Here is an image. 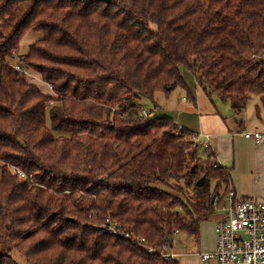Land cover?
Here are the masks:
<instances>
[{
    "label": "trees",
    "instance_id": "trees-1",
    "mask_svg": "<svg viewBox=\"0 0 264 264\" xmlns=\"http://www.w3.org/2000/svg\"><path fill=\"white\" fill-rule=\"evenodd\" d=\"M28 34L19 64L52 94L10 66ZM263 56L264 0H0V264H177L162 246L175 230L198 238L230 177L137 100L190 95L185 67L223 101L258 93L264 107ZM180 180L185 200L165 189Z\"/></svg>",
    "mask_w": 264,
    "mask_h": 264
},
{
    "label": "crops",
    "instance_id": "crops-1",
    "mask_svg": "<svg viewBox=\"0 0 264 264\" xmlns=\"http://www.w3.org/2000/svg\"><path fill=\"white\" fill-rule=\"evenodd\" d=\"M38 37L39 36L37 34L25 35L20 43L21 49L18 50L19 52H15L13 59L18 60V55L20 56L25 54L28 50V46ZM192 76L194 79H191V82H186L183 78L190 91L193 80L194 83L196 82V78L193 74ZM36 77L38 81H31L32 83L34 82L37 85L41 84L48 86L42 82L41 79L39 81V77L37 75ZM184 92L187 95V99L192 101L191 97H193L194 102H192L195 103L196 99L193 96V93L191 92L189 95L187 91ZM223 102L226 104V107H224L222 112L223 114L217 110L216 115L211 114L212 117L210 118L202 116V114L197 115L196 113L186 112L178 114L175 113V116L173 115V117H168L175 120L174 124L178 127H182L194 134H199L209 138L210 147L214 153V161L223 170L228 171L230 177L229 185L238 197L264 203V112L257 105L255 117H249L246 112L245 103L234 106L231 99H227ZM158 117H163V114ZM245 131H259L263 134V137L259 141L247 139L243 135ZM205 222H202L200 226ZM180 233L181 232L175 236L173 242L178 241ZM213 234L214 225L212 237H214ZM199 235L200 232L198 234V238ZM208 248L209 250H205L203 252L212 251L214 249V239ZM171 250L178 255L176 259L177 264H213L214 261H203L200 256L201 253L195 255L191 254L193 256H197L196 261H194L190 258V255L173 250L172 245Z\"/></svg>",
    "mask_w": 264,
    "mask_h": 264
},
{
    "label": "built area",
    "instance_id": "built-area-1",
    "mask_svg": "<svg viewBox=\"0 0 264 264\" xmlns=\"http://www.w3.org/2000/svg\"><path fill=\"white\" fill-rule=\"evenodd\" d=\"M10 66L15 71L26 75L28 80L36 79L29 69L19 63L11 62ZM29 76L33 79H30ZM148 113L145 109L138 112L141 117H148L146 116ZM243 135L247 139L256 141L263 137L259 131H245ZM192 139L196 140L200 147L211 148L209 138L206 136L194 134ZM15 172L22 178L32 180L31 174L27 175L20 169H15ZM213 202L214 249L201 253V259L203 261L214 260L216 264H264V203L238 197L233 189L223 197L216 196ZM88 226L92 227V224ZM97 227L99 226L97 225ZM101 228L113 237L130 239L129 234L110 218L105 220ZM178 232L175 230V236ZM137 243L148 254H154V248L145 245L143 238L137 239ZM169 246L170 244L161 253V256L165 261H176L178 255L168 251Z\"/></svg>",
    "mask_w": 264,
    "mask_h": 264
},
{
    "label": "rangeland",
    "instance_id": "rangeland-1",
    "mask_svg": "<svg viewBox=\"0 0 264 264\" xmlns=\"http://www.w3.org/2000/svg\"><path fill=\"white\" fill-rule=\"evenodd\" d=\"M19 60L20 59L18 57V60L12 59V62L13 63H15V62L19 63ZM180 72H181V75L185 79L186 82H191L192 81L191 79H194L192 74L185 67L180 68ZM30 73H32V71H30ZM32 74L35 76V78H37L36 74L34 72ZM29 78L33 79L30 76H29ZM40 79L41 78L39 77V81H40ZM36 80L37 79H35V81ZM39 86L42 89L47 88L48 92L52 94L51 88L49 86L47 87V86L41 85V84ZM190 88H191V92L193 93V96L196 99L195 103H193L192 101L187 99V95L184 92V90H182L179 87H175L171 90H161V91L157 92L154 96V100H148L145 98L140 99V100L138 99L135 112L138 116L139 110L145 109L147 111H150V113H148V115H146V116H149L151 118L152 117L153 118H162V117H158L161 114H163V117L169 118L168 116L173 117V115L175 113L178 114L181 112L196 113L197 115L202 114V116H207V118L212 117L211 114L216 115L217 110L219 112H221V114H223L222 112H223L224 107H226L225 106L226 104H224V102L220 98L217 91H212L211 93L206 92L204 87H202L198 83L197 80L195 83L193 80V83L191 84ZM53 96H55V95H53ZM257 105L264 112V107L261 104L260 95L258 93L249 94L247 96L246 102H245L246 112L248 113L249 117H251V116L255 117ZM262 117H263V113H262ZM173 121L175 123V120H173ZM200 149H202V150H200L202 153L204 151L203 147H200ZM204 168H205L204 163H202V165L200 166V170L202 171ZM13 170L15 171V169H13ZM215 184H216L215 180L210 181L209 185H210L211 190H213V188L215 187ZM172 185H173V187H171V188H167V187L166 188L164 187V188L167 191H169L175 195L180 196L184 200H185L186 196H185V194L182 193V191L184 193H186L187 195H193V193L191 192V189L186 190V187L183 185L182 180H180L178 182H174ZM177 189H182V190H180V192H179ZM90 216H91V220L95 221L92 219L95 217V212H91ZM214 219H215V215L211 216V217L209 216L207 222L203 223L200 226V230H199L200 235H199L198 239L194 238L191 234H188L186 232H181L180 236L178 238V241L173 242V240L175 239V234L173 233L168 238V240L164 244V246H162L163 251L166 250L168 248V244H170L168 251H172L171 250V245H172L173 250H175L177 252L180 251V252L186 253L187 255H190V258H192L194 261H196L197 256H193L191 254H194V255L200 254V253H203V251H205V250H209L208 246H210V244L213 242L214 237H212V231H213ZM172 242H173V244H172ZM145 245H147L146 242H145ZM14 255H15L16 261L19 264H26L23 259H21L19 256H17V254H14ZM170 262H173V261H170ZM214 263L215 262L213 261V264Z\"/></svg>",
    "mask_w": 264,
    "mask_h": 264
},
{
    "label": "water",
    "instance_id": "water-1",
    "mask_svg": "<svg viewBox=\"0 0 264 264\" xmlns=\"http://www.w3.org/2000/svg\"><path fill=\"white\" fill-rule=\"evenodd\" d=\"M97 1H102V2H105V3H110L112 0H97ZM168 89H169V88H167V90H168ZM192 171H193V169H192ZM204 179H205V177L202 176V177L196 182V185H197L198 187L203 186V184H204Z\"/></svg>",
    "mask_w": 264,
    "mask_h": 264
}]
</instances>
